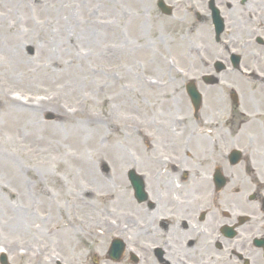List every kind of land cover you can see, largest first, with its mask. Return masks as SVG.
<instances>
[{
	"label": "flooded vegetation",
	"instance_id": "1",
	"mask_svg": "<svg viewBox=\"0 0 264 264\" xmlns=\"http://www.w3.org/2000/svg\"><path fill=\"white\" fill-rule=\"evenodd\" d=\"M178 1L200 41L160 109L182 114L148 126L145 194L108 227L105 264H264V0Z\"/></svg>",
	"mask_w": 264,
	"mask_h": 264
},
{
	"label": "rangeland",
	"instance_id": "2",
	"mask_svg": "<svg viewBox=\"0 0 264 264\" xmlns=\"http://www.w3.org/2000/svg\"><path fill=\"white\" fill-rule=\"evenodd\" d=\"M17 1L20 3L21 0ZM26 1L30 4V9L24 6L20 9L10 0H0V52H2L4 46L6 47L7 43L12 44V39L9 40L12 37L14 40L17 38L18 49L20 48L19 50L23 55V65L20 64L19 71L17 70V74H15L16 81L13 82L8 79V72L4 73V70L10 66L12 61L8 58H3V54L0 53V79L4 81V88L6 89L18 88L17 90L21 91V88L24 87L29 93L17 92L14 95L20 97L23 102L38 106V109H40L38 114L33 117L25 115L18 118V120L6 121L4 125H0V180L6 187V190L0 189V196L3 198L2 204L7 205L6 210L0 215V254L5 251L4 253L9 259V264H57V261L65 264H91L94 261L96 264H105L107 257H104L102 252V247L108 240H106L107 236H104L103 230V227L106 225L104 223L108 220L103 216L106 213V210L103 209L105 202L101 200L93 201L92 204H82L74 201L73 196L75 194H73V191L81 189L85 185H92L93 182L86 179V176L80 175L77 178L78 169L73 168V174L67 172L65 169L67 160L69 159L68 156H70L71 152L70 147L73 150L77 147L73 145V140H66L69 131L62 132L63 126H67L68 123L62 122L60 112L54 107H50V104H47L48 106L45 104L48 96L56 91L59 94V98L65 100L69 105H73L75 98L80 97L82 99V106L89 105L88 110L92 108L100 113L107 109L110 100L102 93V87L107 81V61L102 62L99 60L95 64V60L92 61V59L85 58V61L79 63L80 68L81 64H88L87 68L90 66L88 71L93 72L92 69H95V64L99 68V77L96 78V72L91 73L92 77L86 80L89 81L86 86H80L78 81L72 84L71 88L77 85L78 88H81V91L78 90V93L75 94L72 93L73 91H66L65 87L69 85L70 79H73L71 66H55L56 64H52L51 62L59 59L60 62L65 61L67 64V62L71 59H76L80 54L84 55L90 50V53H92V48L88 46L86 50L85 48L81 49V47H85V36L80 37V32L73 30V44H75V47L77 45L80 51L74 49L70 56L61 57L59 51H55L52 43L48 47L47 40L44 39V36H47L46 32L37 25L44 20L41 21V18L37 17L34 18V21H28L30 15L33 17H36L37 14L44 15V17L47 15L45 10L43 13L40 11L36 12L38 8L36 6L44 8L42 6L43 0H40V4L32 3L31 0ZM81 1H83V8L80 10V8H74L73 6L71 10L73 14L78 13V15H82L81 12L83 11V15H85V13H91L96 9L100 14H107L109 12V9L105 7H101L98 10L97 7L102 2H97V0ZM120 1L126 12L119 11V13H129L134 20L136 19L135 28L133 27L132 30L124 29V33L134 44L136 53L138 52V54L135 57V62L131 65L120 56V66L124 61V67L121 70H116V72L124 71L126 67L131 68L132 74L135 72V77L140 82L137 86V95L135 93H128L129 91H127L128 96H130L129 98H133V103L125 104V99L124 101L122 100L123 106L120 108L119 114L126 120L132 113H135L141 132L144 135L146 128L151 126L152 121L171 123L176 115L181 116V112L173 109L169 110V108V112L162 114L160 104L165 102L167 97L171 99L170 104H174V99L172 98L175 97L174 94L170 93V83H166L165 85L163 82H169L171 76L178 74L177 68L186 59L188 46L191 43H198L200 39L196 34L197 32L191 33L190 31V33H184L187 26H183L182 22L178 19L185 17L188 8L187 3L178 4V0H175L174 4L178 9L176 14L174 13L175 17H173L162 15L156 7V0H147L146 4L144 3L145 8L129 0ZM115 7L116 4H114ZM14 23L19 25L17 29H9V25H13ZM49 23L51 24L52 21ZM49 23H45L46 25L44 24V26H48ZM72 23L74 26L76 22L73 20ZM143 26L146 27L145 30L138 31L139 27L143 28ZM134 29H137V31L135 32ZM107 39L108 36L105 35V39L102 41L106 42ZM116 63L117 60L114 59L112 65H116ZM14 64L13 67L15 68ZM68 64L70 65V63ZM43 65L49 66V68L45 69V72L25 75L28 69L37 70ZM60 68L65 69L63 70L64 73L61 72L62 69ZM59 76L60 78H58ZM36 78L40 80H36ZM147 79L155 81V84L151 85L152 87L147 86L145 84L148 83ZM130 82V78H124L120 84L129 87ZM133 85L134 83H132ZM91 90L99 93V96L93 97ZM87 94L91 95V97L86 103L84 95ZM0 97L1 100L4 98L1 95ZM156 104H158L159 108ZM40 106L45 107L41 108ZM173 112L175 113L173 114ZM7 113L6 109L0 108V124L2 122L1 116ZM53 123H60V132H62L61 137L52 139L55 140L53 151L50 148V144L39 142L37 140L38 137L34 138L36 142L28 141V139L21 137L24 131L34 132L32 130L38 129V126H42V128L44 125L50 127ZM109 128L111 129V127ZM139 139L141 137L138 138V141ZM107 140L104 135H101L98 142L91 143L90 149L86 147L87 149H82V151L85 152L87 158L91 159L92 166L96 169L97 173L110 183V187L122 192L123 188L116 186L115 182L117 180H114V172L117 169L120 171L119 175H121L120 168L124 169V162L122 166H115L106 155L101 154L100 156H96L94 152L95 148L99 147V145L104 146L108 144ZM144 140L140 142L139 150L137 149L139 154L134 155V158L132 157L130 168H135L138 172L144 174L146 178V176L148 177L147 170H140L137 166L138 162L146 160L147 155H152L151 151H147L148 148ZM114 141L118 144V138ZM15 160L20 162L24 170H27L28 173L24 172L26 178L33 183L34 181L38 183L33 188H27V195L20 202L23 204L22 206L29 209L31 215V218L27 220L24 231H16V229L11 228V224L13 223L11 215L13 213L9 206L14 203V200L9 195L11 180L9 172L6 170L9 163H13L12 161ZM104 164L108 166L109 170L107 172L103 167ZM128 168H125L124 173L126 182L124 189L125 192H131L129 195L133 197L132 186L127 177ZM74 175L77 176L75 177ZM147 181L148 179L145 180L146 183H148ZM66 183H69L71 187H63ZM73 183L74 186H72ZM12 186L15 192H17L14 196H19L20 193L17 191L16 185H11V188ZM2 204L0 203L1 209L3 208ZM134 204L135 201L133 199V204L122 208L108 207V210L111 211L110 219L125 218V215H127L125 212L131 211ZM57 224L59 226H56ZM96 224H102V228ZM91 231L94 232L93 236L90 233Z\"/></svg>",
	"mask_w": 264,
	"mask_h": 264
},
{
	"label": "bare ground",
	"instance_id": "3",
	"mask_svg": "<svg viewBox=\"0 0 264 264\" xmlns=\"http://www.w3.org/2000/svg\"><path fill=\"white\" fill-rule=\"evenodd\" d=\"M10 1L20 9H22V6L29 9L31 8L30 4H28V1L26 0H21L20 3L17 0ZM129 1L132 3H138L142 8H145L147 0ZM31 2L38 4L41 3L40 0H31ZM97 2H102L97 7L98 10H100L101 7H105L109 9V12L107 14H100V12L96 9L91 13H85V15H83L82 11V15H78V13L73 14L71 10L73 9V6L74 8L78 7L81 10L83 8V1L81 0H43L42 6L44 8H39V6H36L38 7L36 9V12L40 11L43 13L45 10V13L47 14L45 16L46 18L44 17V15H42V17L41 14H37L36 17L30 15L28 21H34V18L37 17H39V19L41 18V21L44 20L37 25L46 32L47 36H44V39L47 40L46 43L48 44V47H50V43H52L55 51H59L61 57L66 55L70 56L71 52H73L74 49L80 51L78 46L76 45L75 47V44H73V30L80 32V37L85 36V47H81V49L85 48L86 50L88 46L89 48H92V53H90V50L84 55L80 54L76 57V59H71L69 62H67V64L65 63V61L60 62L59 59L56 58L55 61H50L52 64H56L55 66H71V74L73 76V79H70L68 83L69 85L65 87L66 91H73V94L78 93V90L81 91V88H78L77 85L71 88L72 84L75 81H78L80 86H86L89 82L86 80L92 77L90 75L91 73L96 72V78L99 77V68L95 64L98 63L99 60L102 62L107 61V81L102 87L103 95L107 96V98L110 100L108 102L109 106L107 107V109L101 111L100 113L92 108L88 110L87 108L89 107V105L86 104L85 106H82V99L80 97L75 98V100L73 101V105H69L65 100L59 98V94L56 91L48 96L45 105L50 104V107H54L58 112H60L62 122L68 123L67 126H63L62 132L69 131L66 140H73V145L77 147L74 150L72 147H70L71 152L70 156H68L69 159L67 160L68 162L66 163L65 169L71 174H73V168L78 169V176L74 175L75 177L77 176L78 178L80 175L83 177L86 176V179H88L90 182H93L92 185H85L81 189L73 191V194H75V196H73L74 201H76V203L82 204H92L93 201H104L105 204L103 209L106 210V213H104L103 216L109 219L111 216V211L108 210V207L122 208L124 206L133 204V198L129 195L131 192H125L124 189V186L126 187L124 172L125 168L132 164V157L139 154L138 134H140L141 128L137 121L135 113H132L129 118L124 120V117L120 116L119 110L123 106L122 100L124 101L125 99V104L133 103V98H129L130 96H128V93H135V95H137V86L140 81L135 77V72L134 74H132L131 68L126 67L124 71L116 72V70H121V68L124 67V61L120 66V56L123 57V59L126 60L129 65L134 63L135 57H137L138 52L136 53L134 44L130 41L129 38L125 36L124 33V29L132 30L133 27L135 28L134 24L136 19L134 20L129 13H119V11L126 12V9H124L122 2H119V0H97ZM114 4H116L115 8ZM73 20L76 22L74 26L72 25ZM50 21H52L51 24L49 23ZM45 23H49L48 26H44ZM18 26L19 25L17 23H14L13 25L10 24L9 29L15 30ZM146 27L143 26L144 29L139 27L140 30L138 29V31H144ZM134 31L136 32L137 29H134ZM105 35L108 36L106 42L102 41L103 39H105ZM11 39L12 44L7 43L6 47L3 45V43H1L4 47L2 48V52L0 53L3 54V58H8L12 61L10 63V66L4 70V73L6 74V72H8V79L14 82L16 81V71H19L20 64L23 65V55L19 50L20 48L18 49L19 46L17 45V38L15 40L12 37L9 38V40ZM85 58L96 61L94 64L95 69H92L93 72L88 71L90 67L89 66L87 68L88 64H81L80 68L79 63L85 61ZM114 59L117 60L116 65H112ZM13 63H15V68L13 67ZM68 63H70V65ZM46 68H49V66L43 65L37 70L28 69L25 75H31L33 73L40 74L45 72ZM60 69H62L61 72L64 73L63 70L65 69ZM58 78H60V76ZM124 78L131 79V84L129 87L120 84ZM36 80L40 79L36 78ZM132 83H134L135 87L134 85L132 86ZM145 84H147V86L149 87H152L148 83ZM17 89L18 88H4V81L0 79V95L4 97L2 100L0 99V108L3 107V109H6V111L8 112L7 114H3L1 116L2 122L0 125H4L6 121L18 120V118H21L25 115H28V117H33L38 114L40 110L38 109V106L23 102L20 97H16V95H14L17 92L29 93L28 90H26L24 87L21 88V91H18ZM91 91L93 93V97L99 96V93H95L93 90ZM127 91L129 92L127 93ZM84 96L86 99L84 101L87 103V100L91 97V95L89 96L87 94ZM174 99L176 103L179 100L178 98ZM40 107L43 108L45 106ZM109 127H111V129ZM32 131L34 132H22L21 137H23L24 139H28V141H35L34 138L38 137L37 140L39 142L50 144V148L52 151L55 147H53V143L55 140L52 139L62 136V132H60V123H53L52 125H50V127L44 125L43 128L42 126H38V129H34ZM101 135H104L108 139V144H105L104 146L99 145V147L95 148V155H106L115 166H122V163L124 162V169L120 168L121 175H119L120 171H118L117 169L114 172V180H117L115 182L116 186H121L123 188L122 192L110 187V183L105 178L103 179V177L97 173L96 169L92 166L91 159L87 158L85 156V152L82 151V149H87L86 147L90 149L91 143L98 142ZM116 138H118V144H116V141H114ZM12 162L13 163H9L6 171L9 172L11 180L10 184L16 185V189L20 194L19 196H14L17 194V192H15L13 186L12 188L11 185L9 186V195L14 200V203L9 206L12 210L11 212L13 213L11 215V221L13 222H11V228L16 229V231H24L27 220L31 218V215L29 213V209L22 206L23 204H21L20 202L22 201V198L26 197L27 188H33L34 186H37L38 183L35 181L33 183L26 178V174L24 172H28L27 170H24L23 167H21L20 162H18L17 160ZM149 166L150 163L146 160L140 161V167L144 168L145 170H147ZM66 186L71 187L69 183H66L63 187ZM72 186H74V183ZM0 189L6 190V187L1 180ZM2 202L3 198L0 196V203L2 204ZM2 206L4 209L0 208V215L7 208V205L5 204H2ZM105 223L107 224L108 222ZM56 226H59V224H57Z\"/></svg>",
	"mask_w": 264,
	"mask_h": 264
},
{
	"label": "water",
	"instance_id": "4",
	"mask_svg": "<svg viewBox=\"0 0 264 264\" xmlns=\"http://www.w3.org/2000/svg\"><path fill=\"white\" fill-rule=\"evenodd\" d=\"M131 178H132V181L134 182L135 187H136V185H137L136 180L138 179V177H137L134 173H132ZM140 178H141V177H140ZM136 188H137V187H136Z\"/></svg>",
	"mask_w": 264,
	"mask_h": 264
}]
</instances>
